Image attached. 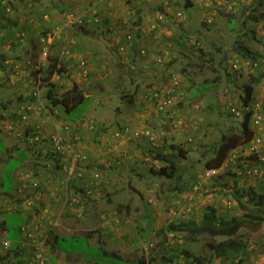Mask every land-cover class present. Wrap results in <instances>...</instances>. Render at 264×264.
I'll return each instance as SVG.
<instances>
[{"label": "rangeland", "instance_id": "374dc122", "mask_svg": "<svg viewBox=\"0 0 264 264\" xmlns=\"http://www.w3.org/2000/svg\"><path fill=\"white\" fill-rule=\"evenodd\" d=\"M187 1L58 0L64 6L59 10L39 0H24L22 4L0 0V24L11 35L2 44L15 43L5 50L14 59L9 63L0 60V100L15 97L16 90L31 93L28 80L39 76L32 92L34 103L16 105L12 100L15 107L9 110L0 103V138L7 145L0 147V242L13 240L12 247H16L22 237L18 228L25 224L24 234L30 240L17 247V253L33 252L36 242L41 246L50 236L48 231L59 229L61 247L100 264H135L137 257L149 264H166L160 257L166 252L180 255L183 248L204 258V264H264V221L258 230L245 227L233 238L247 247L248 254L241 261L216 255L210 243L216 245L226 237L202 234L194 241L184 231L169 233L167 238L165 232H157L171 221H200L209 205L225 214L236 210L235 178L239 177L242 188L259 187L264 181L262 174L238 173L240 163L251 161L252 149L264 152V76L254 84L252 106L243 105L251 73L264 71V3L193 0V6L185 7ZM45 2L53 4V0ZM105 11L114 25H101L103 30L98 33L96 29L92 33L82 30V13L92 21L85 25L88 31L96 27V18L105 17ZM139 16L142 21L136 23ZM9 20L13 32L6 26ZM37 31L42 49L52 53L46 61L49 70L52 63L64 65L53 74L48 69L43 76L37 74L33 67L36 69L39 61L25 63L30 37ZM246 45L258 53L256 61L243 55L242 46ZM75 47L81 51H74ZM12 61L24 70L17 84L7 81L14 74ZM74 83L90 98L64 116L80 118L67 122L61 112L51 119L50 133L31 132L35 130L31 124L35 106L56 111V107L45 106L49 85L54 84L59 95ZM201 85L209 90L198 92ZM250 108L254 110L250 145L238 146L222 167L207 170L204 164L213 155L210 147L223 134L238 133ZM56 128L66 145L63 151L52 154V149L58 148L51 141ZM80 149L87 153L85 158ZM162 155L178 163L175 175L157 174L163 167L158 159ZM59 157L66 166L49 172ZM35 158L43 160L45 166L39 168L41 180L35 179L38 181L31 185L29 175L35 172ZM26 159L30 160L24 163ZM49 174L52 179L46 180ZM76 180L77 191H71L70 181ZM93 180L99 184H92ZM20 182L25 185L20 186ZM178 182L181 189H174ZM47 185L59 187L60 196L51 198L48 190L42 194ZM245 211L264 215V209L252 203ZM65 212L70 214L67 219L61 218ZM4 220L9 236L2 226ZM144 227L147 235L143 238ZM86 228L94 236L89 237L83 231ZM111 251H119L122 259ZM9 252L7 246L0 245V264H18ZM64 258L60 256L56 264H66ZM172 264L194 263L181 257Z\"/></svg>", "mask_w": 264, "mask_h": 264}, {"label": "trees", "instance_id": "16d2710c", "mask_svg": "<svg viewBox=\"0 0 264 264\" xmlns=\"http://www.w3.org/2000/svg\"><path fill=\"white\" fill-rule=\"evenodd\" d=\"M261 3H264V2H262L261 0ZM134 4L135 6H137L139 2H136ZM193 5H194V1L188 0L185 4V7H191ZM263 15L264 14H262V17ZM82 16H84V18ZM252 16L255 19L259 20V17L257 16V14H252ZM80 17H82L80 26H82L83 31L86 30L84 32L90 31L92 33V32H95V29H96L98 33V31L103 30V28L100 27L101 25H106L109 27L114 25V22H111V21L109 22L110 18L108 17V14H106V11H105V17L101 19L96 18L95 20L96 27L94 29H89L87 31V28L85 25L86 23L92 24V21L91 20L89 21L87 16L85 14L83 15V13L80 15ZM141 21H142V17L139 16L138 18H136L135 22L141 23ZM252 34H256V30H253ZM242 47H244V50L242 51H243V55L247 57L246 59H251L253 60V62L256 61V59L258 58L257 56L258 53L255 52L253 49H251L247 45L242 46ZM74 51H80V48L75 47ZM58 66H64V65H61V64L57 65V62H56V63H52L50 70H49V67L47 68H48V71H50L51 74H53L55 69L58 68ZM263 76H264V71L262 73L261 72L258 73V71H256L255 73H251V83L245 86L246 94L243 98L244 107L245 105L249 106L250 103L252 106V103H254V99H255L253 97L254 84L258 83ZM53 87H54V84L49 85L48 91L46 93L47 101L52 106L60 107L58 110V113L59 111L60 113L62 112L63 116L64 114H69L73 108L78 106L84 100L90 98V96L85 95L84 93L85 91L82 88H80V86L77 83H74L72 88L64 91L63 93L59 95L55 93ZM208 90H209L208 87L206 88V86L201 85L198 92L204 93ZM32 98L36 99L33 96V94H32ZM151 99L155 100L156 98L155 96H152ZM253 114H254V110L252 108L248 109L244 115V120L240 124V131L238 133L223 134L221 139L218 142L214 143L213 146L210 147L209 149L210 153L213 155L210 158H208L204 164V167L207 170L219 169L220 167L223 166L224 162L228 160V158L230 157V154L233 153L238 146L244 145V144L250 145L251 140L254 138V129H252L250 125L251 123L250 118L252 117ZM78 118H80V116H78L76 119ZM64 119L67 122L76 120V119L71 120L69 118H65V116H64ZM0 147L7 148L3 144L2 138H0ZM56 151L58 150L52 149L51 152L52 154H54V152ZM60 151H63V150H60ZM250 155L252 156V159H250L251 161L250 162L247 161V163L245 164L240 163L238 173L241 174L242 176L243 175L244 176H251V175L254 176V175H261V174L263 176L264 175V152L258 153L255 149H252ZM206 156L208 155L206 154ZM158 159L163 164V167L161 171L157 174H161V175L163 174L164 176H173L177 173L176 171L178 168V163L175 160L170 161L166 156H163V155L161 157L159 156ZM16 166L17 165H15L13 169L16 168ZM58 168L60 169L61 166L59 167L55 166L54 168H52L53 170L49 169L48 171L55 172L57 171ZM37 173L35 170V172L29 175V180L33 179V182H31V185L34 184V182L36 183L38 181V180H35L38 178V175H39V173L38 174ZM233 176H236V174H233ZM238 183H239V177L235 178V182H234L233 196L236 201V205L234 206L237 207L236 210L240 208L243 212H240L238 210L237 211L231 210L229 214L220 213L216 206L209 205L203 211L202 218L200 221H196L194 219H189V220L184 219L179 222L171 221L166 226L165 225L162 226L157 232L159 234H162V232H165V238H167L168 237L167 235H169V233H173L176 231H184V232H187L188 236L194 241L197 240L198 236L202 234H206L211 237H216V236L226 237L227 240H222L216 245L210 243L215 249L216 255L220 257H224L225 259L232 257L235 260L238 259V261H241V258L243 256L244 257L247 256L248 254L247 247L242 242L237 241L233 238L241 231V229L248 227L253 230H258L261 224L263 223L264 221L263 214H258L252 211H245V209H248L251 203L254 204L255 207H257L258 209H261V210L264 209V181H262L259 187L250 186L248 188L239 187ZM22 184L23 182H20V186ZM181 187L182 185L179 184L178 182V184L175 185L173 188L181 189ZM23 190L25 191L24 188ZM68 215L70 214L63 213L61 215V218H63V216H68ZM2 226L5 230L7 229V232L5 233V235L9 236L10 232H9V229L7 227V223L5 222V220L3 221ZM18 230L22 237L19 238L21 239V241L20 240L17 241L16 247H12V243L14 242L13 240L11 243L7 244L8 246L4 242H0V245L3 244L7 246L9 250H11V252L8 253L9 254L8 256L15 255L17 257L18 264H53V263L56 264L60 256L65 257L64 259H66L65 261L66 264H82V263L86 264V262L100 264L99 262L94 261L88 258L86 255H83L81 253H76V255H73L72 252L65 250L63 247L59 245V241L61 240L62 236L53 235L52 231L51 232L48 231V233H50V236L47 237L43 241L41 246L39 245L38 242H36V240H34L36 244H34L35 247L33 248V252L32 251L28 252V251L23 250V252L17 253L18 251L17 247L21 246L23 242H28L26 241V239L30 240L26 237L27 234L26 235L24 234L25 232L24 224L20 225ZM86 232L89 235V237L94 236L91 232H88V231ZM141 234L142 235L140 236L143 238L145 237V234L147 235L146 227L141 229ZM4 241H8V240H4ZM102 245L103 244H100V247H102ZM39 248H40V252L39 250H37ZM63 252H66V254H64ZM111 253H113V255H115L116 257H121L122 259V256L119 251L117 252L111 251ZM222 255H225V256H222ZM181 257L184 258L185 260L191 259V262L193 261L194 264H204L206 262V261L204 262L205 260L204 258L193 254L187 248H183L180 255H175V254L166 252L162 257H160L159 260L161 263L172 264L176 262L178 259H180ZM153 258H156V257H153ZM1 262L2 261H0V263ZM135 264H149V263L145 258L137 257L135 259Z\"/></svg>", "mask_w": 264, "mask_h": 264}, {"label": "crops", "instance_id": "0c3cea01", "mask_svg": "<svg viewBox=\"0 0 264 264\" xmlns=\"http://www.w3.org/2000/svg\"><path fill=\"white\" fill-rule=\"evenodd\" d=\"M17 1H19L18 3L19 4H22L21 2H23L24 0H17ZM58 1V0H57ZM57 1H54L53 0V4H49V3H47V2H45V0H39V3L40 4H48L49 6H51V5H55L56 6V8H58L59 10H63V8H64V6H62L60 3H58ZM64 2L63 3H66L65 2V0H63ZM133 5V4H132ZM79 6V5H78ZM79 7H77V9H78ZM2 9H0V21H2L1 19H3V15H2ZM7 22V25L6 26H8V25H10V27H9V29H11V31L13 32V30H12V28L11 27H13V23L9 20V21H6ZM9 22V23H8ZM5 26V27H6ZM19 25H16V27H18ZM0 27H1V34H2V39H0V60L1 59H4V61L5 62H7V63H9L8 62V60L9 59H14V58H10L9 56H7L8 54L7 53H5V50H7L9 47H11V46H13L15 43L14 42H11V43H6V44H2V43H4L5 42V40H6V38L8 39L11 35L10 34H8V32L9 31H6V30H4L3 29V24H0ZM43 35H46V33H43ZM34 37V38H33ZM33 37H30V39H31V45H30V47L28 48V50H27V52H26V58H25V63H29V64H31L32 63V61H35V63H37L38 61H39V63H37V65H38V69L36 68H34L33 67V69H34V71L37 73V74H42V76L44 75V73H45V70L46 69H48L47 68V66H46V61H48V60H50V58H51V55H52V53L51 52H48L47 53V51L45 50V49H42L43 48V44L41 43V36H38V31L36 32V34L33 36ZM21 40V39H20ZM16 43H17V41H16ZM4 49V50H3ZM1 50H3V51H1ZM81 51V50H80ZM39 55V56H38ZM41 55H43L44 57L42 58V59H40V56ZM12 57V56H11ZM38 57H39V59H38ZM33 58H35L34 60H33ZM32 60V61H31ZM13 63L11 64V68H12V72L14 73V74H12L11 75V77H7V81H11V82H15V84H17V81H20V77H21V75H23L24 73H23V71L24 70H20V68H19V63L18 62H14V61H12ZM17 64V65H16ZM24 66H26L27 68H29L30 69V65H27V64H24ZM1 71V70H0ZM55 73V72H54ZM39 78V76H36V78L34 79V80H32V79H29L28 80V83H30V87H31V93H30V91H24V90H16V94H14V96L15 97H6V96H4V99L3 100H0V103H3L4 104V109H10V107L11 108H13V107H15V106H13V104H11L10 102L12 101V100H16L17 101V103L18 104H16V105H20L21 103H23V102H26V103H34L35 102V100L36 99H33L32 98V92L35 90V81L37 80ZM1 83V82H0ZM29 87V88H30ZM30 93V94H29ZM34 96V95H33ZM35 97V96H34ZM42 101H43V99H41ZM44 102V101H43ZM46 104H45V106L47 107H56V106H51L49 103H48V101H47V99H46ZM37 106H40V105H37ZM37 106H35L34 107V112H33V114H32V118H31V124L33 125V128H35V130H32L31 129V132H33L34 131V133L36 134V133H39V134H41L42 132H48V133H50V130H51V119H53V120H55L56 119V116H57V114H58V116H60V111H59V113H58V108L56 107V111H49V109L47 108V109H45L44 110V108L41 106V108L40 109H37L36 107ZM1 107V106H0ZM1 108H3V106L1 107ZM44 111H46L45 113H44ZM49 114V116H47L46 117V115H48ZM55 118V119H54ZM63 118H64V116H63ZM46 125V126H45ZM48 129H49V131H48ZM28 131H30V129H28ZM1 138H3V137H1ZM3 140V139H2ZM38 143V142H37ZM3 144L7 147V145H6V143L3 141ZM39 144L36 146V150H37V148H38V150H37V152H38V154L40 153V149H39ZM43 148V147H42ZM42 151V150H41ZM80 151L82 152L81 153V157L82 158H85V156L87 155V153L86 152H84L85 150H82V149H80ZM37 158H35V159H32V160H34V162L35 163H32V165H34V168H35V170H36V173L37 172H39V168H41V170H43V167L45 166V165H43L44 164V161L42 160H40V162L38 161V160H36ZM41 159H43L42 157H41ZM30 159H26V160H24V163L25 162H27V161H29ZM81 162V164H84V160H81L80 161ZM23 163V164H24ZM38 163H41V164H38ZM56 167H59V166H61V167H64V166H66V161H64V159H60V157L59 158H57V161H56V165H55ZM51 168V170H53L52 168H54V165L52 166V167H50ZM48 169V168H47ZM32 174V173H31ZM38 174V173H37ZM41 174L42 173H40L39 172V175H38V180H41L40 178H41ZM51 175L49 174V177L48 178H46V180H48V179H52V177H50ZM40 177V178H39ZM55 181V180H54ZM71 183H70V187H71V191H77L76 189H75V184L77 183V180L75 181V182H72V181H70ZM24 184L23 185H25V182H23ZM58 184V183H57ZM47 188H49V189H47ZM72 188H73V190H72ZM54 189V186H49V185H47V186H44V188H42V194H43V191H49V197H51V198H58L59 196H60V194H59V187H57V188H55L54 189V192H52V190ZM40 192V193H41ZM54 193H56V194H54ZM42 194H40V195H42ZM27 209V208H26ZM66 213V212H65ZM63 218H66L67 219V217L66 216H63ZM28 221V220H27ZM27 224V223H26ZM68 223L66 222V227L67 228H69V225H67ZM25 225V224H24ZM64 225V224H63ZM49 226H51V225H49ZM52 228V227H51ZM79 229H81L82 230V228H79ZM59 230V229H58ZM58 230L57 231H55L54 233H53V235H60L59 234V232H58ZM88 229L86 228L85 230H83V231H87Z\"/></svg>", "mask_w": 264, "mask_h": 264}, {"label": "built area", "instance_id": "2783aa9c", "mask_svg": "<svg viewBox=\"0 0 264 264\" xmlns=\"http://www.w3.org/2000/svg\"><path fill=\"white\" fill-rule=\"evenodd\" d=\"M128 37L131 38L130 35H128ZM63 51H64V49H63ZM84 63H85V61H82V64H84ZM26 109L27 110H30V106H28ZM25 116H27V115L25 114ZM56 129H57L56 132L52 135L51 141L53 140L52 143H53L54 148L55 147H58L57 149L55 148V150L60 151V150H63L62 148L64 147V145H66V142H65L64 136L62 135V133L60 132V130L58 128H56ZM138 135H139V132L136 133V136H138ZM76 156L77 155L75 154V156H74L75 160L73 161V166H75V162H76V158H77ZM70 175H69V177H70ZM99 176L100 175L98 173L95 174V177L96 178H98ZM96 178H95V180H96ZM95 180H93V183L92 184H99V182L98 181H95Z\"/></svg>", "mask_w": 264, "mask_h": 264}, {"label": "clouds", "instance_id": "9594fccd", "mask_svg": "<svg viewBox=\"0 0 264 264\" xmlns=\"http://www.w3.org/2000/svg\"><path fill=\"white\" fill-rule=\"evenodd\" d=\"M37 68H39V67H37ZM33 95L35 96V94H33ZM4 115H5V113H4ZM4 243L7 245V244H9V241H4Z\"/></svg>", "mask_w": 264, "mask_h": 264}]
</instances>
